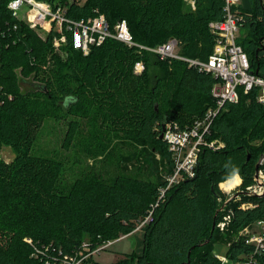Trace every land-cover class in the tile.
<instances>
[{
    "label": "trees",
    "instance_id": "obj_1",
    "mask_svg": "<svg viewBox=\"0 0 264 264\" xmlns=\"http://www.w3.org/2000/svg\"><path fill=\"white\" fill-rule=\"evenodd\" d=\"M8 3L0 0V148L10 144L16 155L10 162L0 155V264H45L32 256L33 246L25 237L71 252L85 240L95 247L136 228L173 169L160 133L169 121L190 125L216 106L211 88L218 79L183 59L162 60L111 37L88 54L69 44L56 50L52 32L31 28L12 14ZM224 3L196 0L192 8L186 0H73L68 12L77 19L103 12L111 24L124 18L136 41L149 46L175 37L183 55L206 60L215 42L210 22L224 17ZM251 4L238 7L243 34L237 42L248 55L250 69L262 75L264 1ZM137 60L146 65L142 73L134 71ZM31 76L36 86L24 90L22 83ZM240 89L239 99L226 102L211 126L209 138L219 139L224 147L201 149L196 175L171 186L153 219L143 225L142 253L132 251L111 264H219L217 241L229 243L227 256L233 259L250 250L238 239L239 231L264 217V194L243 193L230 209L227 230L216 226L226 209L218 198L227 197L219 183L236 174L243 185L253 183L264 154L261 89ZM52 113L75 116L69 120L67 146L82 125L78 118L88 119L95 137L141 145L148 175L155 180L128 174L105 178L91 169L61 188L63 164L32 152L42 119ZM98 124L105 130L97 131ZM157 154L166 166L164 175L159 174ZM92 264L102 263L92 259Z\"/></svg>",
    "mask_w": 264,
    "mask_h": 264
},
{
    "label": "built area",
    "instance_id": "obj_2",
    "mask_svg": "<svg viewBox=\"0 0 264 264\" xmlns=\"http://www.w3.org/2000/svg\"><path fill=\"white\" fill-rule=\"evenodd\" d=\"M189 1L196 8V0ZM224 1V17L210 22L215 42L212 53L205 60L183 55L178 49L179 40L175 37L149 46L136 41L124 18L111 24L104 13L98 12L77 19L70 16L69 3L62 4L55 0H9L8 7L18 19L25 20L31 28L38 29L43 34L53 33L56 50L62 51L63 47L69 44L74 49L88 53L94 45H101L111 37L122 40L129 46H137L139 50L152 51L162 60L183 59L190 66L209 72L218 79L211 88L216 106H210L203 116L190 125L179 126L177 122H167L163 138L174 161L173 169L165 175L166 184L159 187L160 192L156 202L152 203L148 214L139 220L136 228H143L144 224L153 219L152 213L155 207L165 198L171 186L196 175L199 153L204 146L214 149L224 147V142L209 138L211 126L215 115L226 102H236L239 99L240 88L248 93L252 87L258 86L261 89L258 100L264 104V75L250 69L248 55L237 42L240 29L238 7L242 6L241 0ZM145 68L143 60L136 61L135 73H142ZM258 171V177H255L256 182L248 185L242 192L249 195L264 194V173L260 168ZM242 206L253 205L242 203ZM231 219V212H228L217 221L216 226L225 231ZM125 236L126 234L123 233L116 238L106 239L95 247H92L90 240H85L71 252H66L53 243L37 245L33 239L28 238V240L33 246L32 256L44 261L45 264H92L94 255L101 253ZM238 239L250 246V250L242 253L240 258L233 259L230 264H261L260 258L264 253V217L257 218L252 223L241 227ZM214 254L220 259L219 264L229 262L230 258L219 256L215 252Z\"/></svg>",
    "mask_w": 264,
    "mask_h": 264
},
{
    "label": "rangeland",
    "instance_id": "obj_3",
    "mask_svg": "<svg viewBox=\"0 0 264 264\" xmlns=\"http://www.w3.org/2000/svg\"><path fill=\"white\" fill-rule=\"evenodd\" d=\"M55 1L61 2L62 0ZM77 1L81 4H84L87 0ZM241 1L243 2V0ZM68 2L71 3L73 2V0H68ZM61 3L64 4L63 2ZM186 6L194 8L189 0H186ZM242 32V29L238 31L239 34H243ZM178 49H180L182 52L181 46H179ZM262 51L263 49L261 50V52ZM261 52L260 56L263 57V54ZM61 55L65 56L66 54ZM35 82L36 80L33 79L32 76L28 77L27 79H25V82L22 83L23 89L26 90L35 88ZM73 117L75 116L72 114H69L65 117H59L56 114L54 115V113L46 115L45 118H43L41 121V126L38 128L36 136L34 138V142L32 144V152L34 154H38L41 156L45 155L53 159L54 161H60L65 167V170L62 171V177L59 180V185L61 186V188L67 189V185L72 184V182L75 181L76 178L81 177L85 174V172H88L91 169L97 172L100 171L104 174L103 176L105 178H113L118 174L127 176L128 174L155 180L156 176L148 175V169L146 168L147 163H145L144 156L141 155V145L136 146L128 143L125 144L119 141L116 137H112L109 139H107L108 136L103 135L95 137V130H93L90 123H88L87 118H78L81 121L82 125L75 139L70 143L69 146H67L65 136L69 128V120ZM96 128L99 132L105 130V128H102V126H100L99 124ZM128 152L132 153L133 156L127 157V155L129 154L126 153ZM15 153V149L10 144L4 143L0 148L1 157L8 162L15 158ZM157 160L159 163V174L164 175L166 173V166L161 162L159 154H157ZM262 163H264V161ZM260 169L264 173V168L260 167ZM240 181V184L237 188H234L237 185L231 187L233 189H224L223 187H221V183L225 181L219 183V187L227 196L225 200L226 202L221 198H218V201H220L221 205L224 204L226 208L224 210L225 215L230 212L233 204L240 199L243 193H245L242 192V190H246L248 185H252L256 182V180H254L251 184L243 185L242 177ZM230 199H232L233 203L229 201ZM234 236L235 235H233L232 238H235ZM25 241L31 244L26 237ZM215 243L216 244L214 247V252L219 256H226L230 258L229 262L226 263L230 264L233 261V258L227 256L229 243H225L222 241H217ZM119 246H125V249L131 251L133 249L132 236L117 240L112 246L107 247L101 253L94 255L93 261H98L102 264L110 263V261L116 259L117 255L121 253V251L118 249Z\"/></svg>",
    "mask_w": 264,
    "mask_h": 264
},
{
    "label": "crops",
    "instance_id": "obj_4",
    "mask_svg": "<svg viewBox=\"0 0 264 264\" xmlns=\"http://www.w3.org/2000/svg\"><path fill=\"white\" fill-rule=\"evenodd\" d=\"M241 5L245 8H250L252 7V4H251V0H243V2L241 1ZM263 54V58H264V49L263 51L261 52ZM260 73L264 75V66H262L260 68ZM264 161V159H263ZM239 175V174H238ZM144 235H145V232L143 229L141 228H134L133 230L130 231V233L126 234L125 237L121 238V239H124V238H128L130 236H132V247L133 249L131 251L125 249V246H119V250L121 251V253L119 255H117V258L110 261V263L108 264H111L113 261H116L118 258L124 256L125 254H128V253H131L132 251H136L137 253H142L143 249H144ZM121 239H118V240H121ZM112 246V245H111ZM124 253V255H123Z\"/></svg>",
    "mask_w": 264,
    "mask_h": 264
},
{
    "label": "bare ground",
    "instance_id": "obj_5",
    "mask_svg": "<svg viewBox=\"0 0 264 264\" xmlns=\"http://www.w3.org/2000/svg\"><path fill=\"white\" fill-rule=\"evenodd\" d=\"M241 177L240 175H236L232 178H229L227 180H225V182H222L221 183V187H223L224 189H229L235 185H238L239 184V181H240Z\"/></svg>",
    "mask_w": 264,
    "mask_h": 264
},
{
    "label": "water",
    "instance_id": "obj_6",
    "mask_svg": "<svg viewBox=\"0 0 264 264\" xmlns=\"http://www.w3.org/2000/svg\"><path fill=\"white\" fill-rule=\"evenodd\" d=\"M263 49H264V46H263ZM164 130H165V126H164V128H163V131L160 133L161 134V138H163L164 137ZM262 158L260 159V161L256 164V174H255V177H258V175H259V168H260V164L262 163V161H263V159H264V154L261 156ZM215 224V223H214Z\"/></svg>",
    "mask_w": 264,
    "mask_h": 264
}]
</instances>
